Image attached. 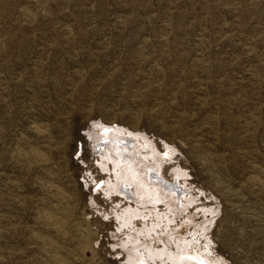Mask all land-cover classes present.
Segmentation results:
<instances>
[{
  "label": "rangeland",
  "instance_id": "1",
  "mask_svg": "<svg viewBox=\"0 0 264 264\" xmlns=\"http://www.w3.org/2000/svg\"><path fill=\"white\" fill-rule=\"evenodd\" d=\"M56 260L264 264V0H0V264Z\"/></svg>",
  "mask_w": 264,
  "mask_h": 264
},
{
  "label": "bare ground",
  "instance_id": "2",
  "mask_svg": "<svg viewBox=\"0 0 264 264\" xmlns=\"http://www.w3.org/2000/svg\"><path fill=\"white\" fill-rule=\"evenodd\" d=\"M36 1V0H35ZM172 3V2H171ZM22 10V9H21ZM32 15V14H31ZM30 16V15H29ZM25 20V19H24ZM27 22V21H26ZM220 27V26H219ZM201 31V30H200ZM197 32V31H196ZM242 33V32H241ZM149 38V37H148ZM142 39V38H141ZM245 43V42H244ZM190 47V46H189ZM211 47V46H210ZM160 48V47H159ZM242 48V47H241ZM190 49V48H189ZM256 49V48H255ZM202 51V50H201ZM180 53V52H179ZM258 56V55H257ZM153 61V60H152ZM153 62H155V61H153ZM189 63V62H188ZM150 64V63H149ZM148 66V65H147ZM249 67V66H248ZM151 69H152V66L150 67ZM252 68V67H251ZM155 70V69H154ZM154 70L152 69L151 71H153L154 72ZM159 71V70H158ZM258 72V71H257ZM78 72L76 71V74H77ZM82 73V71L80 70V74ZM79 74V73H78ZM82 75H80V77H81ZM82 78V77H81ZM179 78V77H178ZM175 84V83H174ZM199 85V84H198ZM243 88V87H242ZM186 91V90H185ZM228 91V90H227ZM179 93V92H178ZM215 103V102H214ZM211 109V108H210ZM195 112V111H194ZM100 123H97V125H99ZM101 125V124H100ZM33 126V125H32ZM47 127V126H46ZM95 127V126H94ZM102 127V130L101 131H103V133H104V137H103V139L101 138V140H99L98 141V143H97V145H96V150H97V153H103L104 151H106V153L105 154H107V160H110V161H112V162H114L115 164H117V165H121V166H125L124 168H125V171L127 170L126 168H129V170L128 171H126V173L127 174H130V173H134V171H138V169L140 168L139 167V165L138 166H136L139 162H141V161H139L140 159H141V155H142V150H143V148H145L143 145H140L138 142L139 141H137L139 138L137 137V135H135L136 137H134L132 134H131V132H130V134L131 135H127L126 136V138L124 137V138H121L119 141L117 140V138H119V137H117L118 135H117V133H118V131H116L117 129H115V130H111L110 128H105V126H101ZM254 128V127H253ZM123 130V129H122ZM121 131V130H120ZM120 131H119V133H120ZM122 132H124V131H122ZM102 133V132H101ZM123 134V133H122ZM121 134V135H122ZM97 136L98 135H100V133L99 134H96ZM140 136V135H139ZM142 136V135H141ZM96 137V136H95ZM97 138V137H96ZM138 138V139H137ZM203 139V138H202ZM143 140V139H142ZM144 141V140H143ZM146 141V140H145ZM96 142H97V140H96ZM147 142V141H146ZM205 142V141H204ZM150 143V142H149ZM209 143V142H208ZM144 145H146V143L144 144ZM147 145H148V143H147ZM19 146V145H18ZM17 147V146H16ZM39 147V146H38ZM152 147V146H151ZM150 147V148H151ZM32 149V148H31ZM36 149V148H35ZM146 149V148H145ZM152 149V148H151ZM150 149V150H151ZM148 150V149H147ZM152 151V150H151ZM221 151V150H220ZM157 152V151H156ZM156 152H155V155H156ZM32 153V152H31ZM153 153V152H152ZM34 154V153H33ZM38 154V153H37ZM147 154H148V151H147ZM154 154V153H153ZM39 155V154H38ZM146 155V154H145ZM250 155V154H249ZM162 156V155H161ZM102 157H104V154H103V156H100V158H102ZM106 157V156H105ZM105 157L103 158L104 160H105ZM143 157V156H142ZM153 157H154V155H153ZM145 158V157H144ZM147 158V157H146ZM154 158H156V160H158V158L157 157H154ZM161 158V157H160ZM159 158V159H160ZM45 159V158H44ZM28 160V159H27ZM46 160V159H45ZM106 160V161H107ZM147 160V159H146ZM151 160H152V158H151ZM163 160V159H162ZM162 160H160V161H162ZM109 161V162H110ZM153 161V160H152ZM108 162V161H107ZM156 162V161H155ZM159 162V161H158ZM142 163V162H141ZM144 163V162H143ZM32 164V163H31ZM61 164V163H60ZM140 164V163H139ZM151 164V163H150ZM152 165H154V164H152ZM152 165L150 166V168H148L149 166L148 165H146L147 167H145L149 172L148 173H146V174H148L147 176L148 177H150V181H153L154 183H161L162 185L163 184H165L164 185V187H169L170 189H172L173 188V191H175V195L176 196H178V198L179 199H181V197H183L182 196V192H183V189H185V191H187L186 190V188H183L182 187V185L180 186L177 182L178 181H175L174 183H169V182H167V180L162 176V174L159 172V171H157V169H154L155 168V166L154 167H152ZM157 165V164H156ZM159 165V164H158ZM105 166V165H104ZM108 166V165H107ZM136 166V167H135ZM140 166H141V164H140ZM114 167V166H113ZM117 167V166H116ZM116 167H114L115 169L114 170H116ZM143 167V166H142ZM157 167V166H156ZM160 168H162V166L160 165ZM119 169H121V168H119ZM123 169V168H122ZM143 170V169H142ZM141 170V171H142ZM160 170V169H159ZM121 171V170H120ZM125 171L124 170H122L121 171V173L122 172H124V175H127L126 173H125ZM116 173V172H115ZM137 173V172H136ZM139 173V172H138ZM141 173V172H140ZM139 173V174H140ZM118 174H119V172H118ZM118 174H117V176H118ZM178 174V173H177ZM180 174V173H179ZM253 174V173H252ZM36 175V174H35ZM116 175V174H115ZM130 175H132V174H130ZM137 175V174H136ZM136 175H132L133 177H137ZM143 175H145V172H144V174ZM116 176V177H117ZM129 176V175H128ZM127 176V177H128ZM146 176V175H145ZM146 176V177H147ZM125 177V176H124ZM126 177V178H127ZM131 177V176H130ZM147 177V178H148ZM139 178V177H138ZM138 178H137V181H138ZM146 178V179H147ZM121 179H122V175H121ZM134 179H136V178H134ZM141 179H142V176H141ZM141 179H139L140 180V182H143V181H141ZM149 179V178H148ZM148 179H147V182H149L150 183V181H148ZM118 180V179H117ZM124 180V179H123ZM126 180V179H125ZM127 180H128V178H127ZM143 180V179H142ZM144 180H145V178H144ZM132 181H133V178H132ZM136 181V180H135ZM134 181V182H135ZM223 181V180H222ZM145 182V181H144ZM144 182H143V184H144ZM152 182V183H153ZM119 183H121V182H119ZM118 184V183H117ZM122 185H120L121 186V188H122V190L124 191V193L126 194V195H131V186H129V184L127 183V181H124V182H122L121 183ZM135 184V183H134ZM142 184V183H141ZM119 185V184H118ZM138 185H139V183H138ZM149 185V184H148ZM153 184H150V186H152ZM155 185V184H154ZM153 185V186H154ZM49 186V185H48ZM114 186V185H113ZM115 186H116V184H115ZM137 186V185H136ZM52 187V186H51ZM144 187H146V184L144 185ZM155 187V186H154ZM58 188H59V186H58ZM139 188H141L140 186H139ZM143 188V187H142ZM148 188V187H147ZM150 189V188H149ZM166 189V188H165ZM165 189H163V190H165ZM169 189V190H170ZM58 190V189H57ZM114 190V189H113ZM112 190V191H113ZM119 190V189H118ZM121 190V193L120 194H122V195H124L125 196V194H123L122 191ZM144 190H145V188H144ZM156 190V192H157V189H155ZM161 190V189H160ZM120 191V190H119ZM166 191V190H165ZM137 192V191H136ZM143 192V191H142ZM155 192V193H156ZM169 192V191H168ZM167 192V193H168ZM139 193V192H138ZM138 193H136V194H138ZM149 193V192H148ZM154 193V192H153ZM161 193H165V192H161ZM160 193V195L162 196V194ZM171 193H173V192H171ZM185 193V192H184ZM187 193V192H186ZM58 194V193H57ZM140 194V193H139ZM169 194V193H168ZM61 195V194H60ZM164 196H165V194H163ZM168 196V195H167ZM62 197V196H61ZM129 197V196H128ZM134 197V196H133ZM148 197H149V195H148ZM147 197V198H148ZM150 197H152V196H150ZM156 197V196H155ZM155 197H154V199H155ZM169 197V196H168ZM185 197V196H184ZM126 198V197H125ZM142 198V197H141ZM143 198H145V197H143ZM147 198H145V200L144 201H147L148 199ZM159 198V197H158ZM177 198V199H178ZM132 199V198H131ZM147 199V200H146ZM162 199V198H161ZM160 199V200H161ZM169 199V198H168ZM167 198H166V200H168ZM133 200V199H132ZM157 200V199H156ZM159 200V201H160ZM163 200H165V199H163ZM137 201V200H136ZM139 201V200H138ZM179 200H177V202H178ZM180 201H182V200H180ZM179 201V202H180ZM134 202H135V200H134ZM171 202V201H170ZM173 202H175V201H173ZM60 203V202H59ZM182 203V202H181ZM180 203V204H181ZM144 204V203H143ZM170 204V203H169ZM175 204V203H174ZM179 204V203H178ZM175 206H177V205H175ZM178 206H180V205H178ZM184 206V205H183ZM172 207H173V204H172ZM51 208V207H50ZM57 208H58V206H57ZM174 208V207H173ZM179 208H181V207H179ZM253 209V208H252ZM78 212V211H77ZM41 214V213H40ZM60 214V213H59ZM45 216V215H44ZM55 217V216H54ZM44 218V221L46 222V225L48 224L50 227H53L54 229H56L55 231H58V232H60V231H62V227L60 226V221H58L56 218H53L52 216H49V215H47V216H45V217H43ZM60 220V219H59ZM43 221V222H44ZM7 227V226H6ZM63 232V231H62ZM49 244H50V242H49ZM47 245H48V243H47ZM190 246V245H189ZM188 246V247H189ZM160 253V252H159ZM49 255V254H48ZM162 255V254H161ZM194 255V254H193ZM46 256V255H45ZM83 256V255H82ZM199 255H197V257H198ZM195 257V256H194ZM15 258V257H14ZM64 259V258H63ZM81 259V258H80ZM198 260H199V258H197ZM176 260V259H175ZM203 260V259H202ZM204 261V260H203ZM55 264H62V262L60 261V260H56L55 262H54ZM203 263V262H202ZM201 263V264H202ZM51 264V263H50Z\"/></svg>",
  "mask_w": 264,
  "mask_h": 264
}]
</instances>
